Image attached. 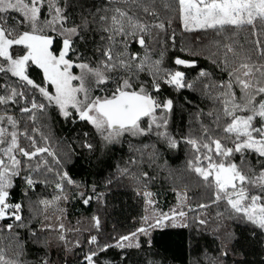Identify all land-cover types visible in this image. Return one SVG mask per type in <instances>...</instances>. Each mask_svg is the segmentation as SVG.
I'll use <instances>...</instances> for the list:
<instances>
[{"label":"snow or ice","instance_id":"obj_1","mask_svg":"<svg viewBox=\"0 0 264 264\" xmlns=\"http://www.w3.org/2000/svg\"><path fill=\"white\" fill-rule=\"evenodd\" d=\"M164 230L264 264V0H0V264H174Z\"/></svg>","mask_w":264,"mask_h":264},{"label":"trees","instance_id":"obj_2","mask_svg":"<svg viewBox=\"0 0 264 264\" xmlns=\"http://www.w3.org/2000/svg\"><path fill=\"white\" fill-rule=\"evenodd\" d=\"M126 201L123 206V213L119 215L121 220H125L128 215H131L138 211L137 208L133 207V201L127 197L122 196L120 198ZM162 201L172 202V196L167 191H164V195L161 197ZM159 244L157 245L158 250L161 253H165L172 258L175 257L174 264H186L188 259L195 256V252L190 251L186 245L187 231L186 230H164L159 233ZM139 259V257H134Z\"/></svg>","mask_w":264,"mask_h":264}]
</instances>
